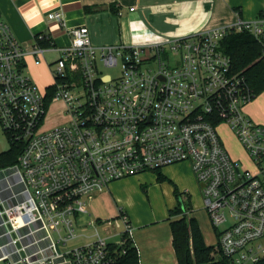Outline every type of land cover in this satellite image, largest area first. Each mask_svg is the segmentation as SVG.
<instances>
[{
  "label": "built area",
  "instance_id": "1",
  "mask_svg": "<svg viewBox=\"0 0 264 264\" xmlns=\"http://www.w3.org/2000/svg\"><path fill=\"white\" fill-rule=\"evenodd\" d=\"M48 18L50 32L68 31L70 44L57 45L45 31L25 47L0 10V125L10 143L23 146L15 164L0 168V263L117 264V247L133 233L127 216L108 236L98 228L83 233L79 216L91 215L90 201L112 182L181 162L192 165L218 229L215 258L260 263L264 124L246 113L255 91L221 42L233 29L247 30L264 60V10L253 20L154 44L97 45L87 25L69 27L63 11ZM48 51L59 53L49 64L54 82L40 87L28 57L41 64ZM58 101L66 120L49 126ZM223 123L255 169L232 157L219 133ZM89 223L113 226L95 217Z\"/></svg>",
  "mask_w": 264,
  "mask_h": 264
},
{
  "label": "crops",
  "instance_id": "2",
  "mask_svg": "<svg viewBox=\"0 0 264 264\" xmlns=\"http://www.w3.org/2000/svg\"><path fill=\"white\" fill-rule=\"evenodd\" d=\"M87 6L91 7L88 12L85 10ZM132 7L134 9H131ZM0 10L17 38L26 42L34 38L36 40L40 32H50L48 27L51 21L48 18V12L60 10L64 12L69 27L87 25L94 44H154L233 24L239 18L256 19L264 10V0H0ZM50 33L57 45L70 44L72 41L71 35L66 30L56 28ZM49 53L57 54V57L59 53L48 51L45 54V60L41 63L52 75L49 66L52 61L48 57ZM28 61L29 64L35 63L32 57H28ZM260 120L264 124V120ZM186 163L189 164L192 179L198 182L192 165L189 162ZM179 164L169 165L161 170L174 184L173 194L177 202L175 188L178 187L180 191L188 193L192 186L191 182L185 180L183 182L185 184H182L180 179L179 181L169 174L174 170L173 167ZM144 176L146 175L136 177L137 181H143ZM156 177L157 181L161 182L158 180V174L152 176L153 179ZM129 178L131 176L112 182L108 190L94 198H101L103 206L102 215L94 217L101 223L106 220L116 221L117 218L122 223L120 214L122 211L126 212L125 215L133 227L132 237L138 247L141 264H179L173 245L171 226L172 220L178 217L170 215V210L178 205L168 207L163 215L152 210L147 214L145 213L147 209L138 207L136 201L127 195L114 197L111 187ZM121 202H124L126 208L120 205ZM106 203L109 205L108 210L104 208ZM193 211H191L192 216L198 219L206 243L216 245L218 229L213 226L207 210ZM208 236L214 238V241L209 240Z\"/></svg>",
  "mask_w": 264,
  "mask_h": 264
},
{
  "label": "rangeland",
  "instance_id": "3",
  "mask_svg": "<svg viewBox=\"0 0 264 264\" xmlns=\"http://www.w3.org/2000/svg\"><path fill=\"white\" fill-rule=\"evenodd\" d=\"M117 22V19H116ZM20 42L25 46L29 47L30 45L35 43V38L33 40L29 41H23L19 39ZM105 45V44H104ZM49 59L51 61H54V59L57 58V54L49 53L48 55ZM29 71L32 75L33 79L37 82V84L40 87H45L46 85L53 82L54 78L51 75L49 69L44 64H35L31 62L29 64ZM112 74H117L116 70H107ZM62 103L61 101L54 102L49 110V117L47 120V125H55L58 123H62L66 120L65 113L62 110ZM246 113L252 117V119L260 123L262 122L260 119L264 120V93L259 94L256 98H254L251 102H249L245 107ZM259 118V119H258ZM263 124V122H262ZM219 133L222 137V140L226 146V148L229 150L230 154L234 159L240 160L244 167L255 169L253 166V161L250 155L248 154L245 147L242 145L240 140L238 139L235 132L229 127L228 124L223 123L219 126ZM10 148V141L5 133V131L2 129L0 125V152H3ZM188 163H180L179 165H176L177 167H173L174 170L172 172H169L170 175H172L176 179H180V183L185 184L183 182H191L190 186V192L184 193L183 197L185 198V202L189 203L191 202L194 209L198 210L200 212H204V197L202 195V189L200 187V184L198 182H195V180L192 179ZM151 174L157 176V171H145L143 173L132 175L131 178L128 180L119 181L115 186L113 185L111 187V193L114 197L116 196H125L127 195L132 200L136 201L137 206L144 207L147 209L145 213L149 214L150 211H156L159 215H163L164 211L167 210L168 207H173L175 205H178L177 200L175 199V196L173 194L174 190V184L170 182L168 179L158 182L157 177L156 179H153ZM140 175H146L144 176L143 181H137L136 177H139ZM168 177H170L168 175ZM184 192V191H181ZM121 206H124V202H121ZM97 205V206H96ZM125 207V206H124ZM102 199H94L90 201L89 203V210L91 211L92 215L89 214H81L78 218L79 220V228L80 230L87 234L92 235L96 232V229L98 228L102 236H107L109 232L115 231L117 228L118 230L123 228V223L119 221L117 218L116 221L113 222L112 225H97L94 226L90 224L91 218H94V216L102 215ZM104 208L106 210L109 209L108 203L104 205ZM126 208V207H125ZM128 210V208H127ZM194 212V211H193ZM193 212L188 213L189 216H192ZM104 218V217H102ZM109 218V217H107ZM207 218V217H206ZM122 225L121 227H119ZM111 241H116L118 238L110 237ZM208 239L211 241H214V238L212 239L210 236H208ZM81 241L78 240V242ZM218 252V246L216 245L215 250L213 252V255H217ZM4 264V263H0Z\"/></svg>",
  "mask_w": 264,
  "mask_h": 264
},
{
  "label": "trees",
  "instance_id": "4",
  "mask_svg": "<svg viewBox=\"0 0 264 264\" xmlns=\"http://www.w3.org/2000/svg\"><path fill=\"white\" fill-rule=\"evenodd\" d=\"M85 10H91L87 6ZM41 33V32H40ZM39 34V33H38ZM37 34V35H38ZM43 46L50 45V40H40ZM222 49L231 56L233 70L241 72L248 79L249 84L255 91V98L264 93V60L260 59L262 46L253 34L247 30H231L222 40ZM55 85L48 88L49 97L55 92ZM23 150L22 145L10 143V148L0 152V168L15 164ZM158 180L168 179L161 170H157ZM178 187L175 194L178 199V206L170 210V215L178 217L172 220L173 245L176 251L179 264H230L226 257L216 259L213 255L216 245H208L205 241L199 221L188 213L193 211L191 202L186 203L183 194ZM182 202L185 209L182 208ZM126 212H121L120 216ZM126 237L124 245L117 247V264H141L140 253L132 237ZM264 264V259L258 263Z\"/></svg>",
  "mask_w": 264,
  "mask_h": 264
},
{
  "label": "water",
  "instance_id": "5",
  "mask_svg": "<svg viewBox=\"0 0 264 264\" xmlns=\"http://www.w3.org/2000/svg\"><path fill=\"white\" fill-rule=\"evenodd\" d=\"M202 186H203V185H202ZM182 208H183V209H185V205H184V203H183V202H182Z\"/></svg>",
  "mask_w": 264,
  "mask_h": 264
}]
</instances>
